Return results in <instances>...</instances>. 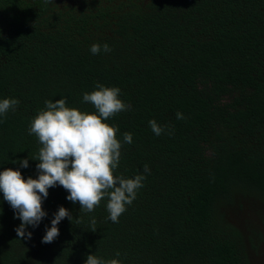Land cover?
<instances>
[{
    "label": "trees",
    "instance_id": "16d2710c",
    "mask_svg": "<svg viewBox=\"0 0 264 264\" xmlns=\"http://www.w3.org/2000/svg\"><path fill=\"white\" fill-rule=\"evenodd\" d=\"M97 83L129 106L104 121L119 129L114 175L147 164L144 186L114 223L107 197L86 212L57 183L30 239L0 191V264H264V0H0V101L19 100L0 115V172L38 178L33 119L59 99L96 113L83 94ZM61 206L71 220L42 243Z\"/></svg>",
    "mask_w": 264,
    "mask_h": 264
},
{
    "label": "clouds",
    "instance_id": "9594fccd",
    "mask_svg": "<svg viewBox=\"0 0 264 264\" xmlns=\"http://www.w3.org/2000/svg\"><path fill=\"white\" fill-rule=\"evenodd\" d=\"M101 51L107 53L111 48L107 43L102 46L94 43L90 47L93 55ZM96 88L91 93L83 94V101L93 104L96 113L88 114L69 108L65 99H59L55 102L45 101L46 110L40 111L33 119L29 134H35L42 145L38 158L33 159L39 161L36 165L38 178L25 179L19 170L12 168L0 172L3 198L16 212L14 218L21 220L15 229L18 237L31 238L32 233H26V228L29 225L38 226L47 215L42 203L48 196V189L57 183L68 191L66 198L72 203L79 202L81 210L86 212L94 211L107 197L109 219L114 223L126 211V205H131L136 199L137 190L144 186L145 174L150 173L147 164L144 165V174L134 178L114 175L121 156V142L116 138L119 129L104 121L128 110L129 106L119 99L120 88L105 87L99 83ZM18 104L19 100L15 98L3 99L0 101V115L15 110ZM176 118L184 119V116L177 112ZM149 126L156 136L164 133L166 128L155 119L149 121ZM123 140L131 144L132 134L125 132ZM19 163L23 168L29 166L28 159ZM66 217L69 220L72 218L66 208L59 207L51 220V227H46L42 243H51L59 236L57 225ZM119 255L117 252L116 256ZM85 264H121V261L115 258L105 261L91 254L87 256Z\"/></svg>",
    "mask_w": 264,
    "mask_h": 264
},
{
    "label": "rangeland",
    "instance_id": "374dc122",
    "mask_svg": "<svg viewBox=\"0 0 264 264\" xmlns=\"http://www.w3.org/2000/svg\"><path fill=\"white\" fill-rule=\"evenodd\" d=\"M261 214H263L262 210H259L258 212L255 213V229L261 230L263 227L262 219H261ZM264 248V247H263ZM264 252V249H263ZM252 262L255 263V255H251Z\"/></svg>",
    "mask_w": 264,
    "mask_h": 264
},
{
    "label": "flooded vegetation",
    "instance_id": "af4514ba",
    "mask_svg": "<svg viewBox=\"0 0 264 264\" xmlns=\"http://www.w3.org/2000/svg\"><path fill=\"white\" fill-rule=\"evenodd\" d=\"M256 257V256H255Z\"/></svg>",
    "mask_w": 264,
    "mask_h": 264
}]
</instances>
